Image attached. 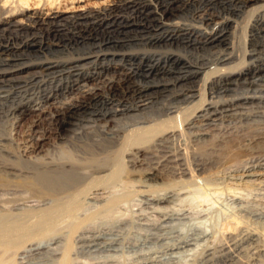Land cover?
Segmentation results:
<instances>
[{"label": "rangeland", "instance_id": "obj_1", "mask_svg": "<svg viewBox=\"0 0 264 264\" xmlns=\"http://www.w3.org/2000/svg\"><path fill=\"white\" fill-rule=\"evenodd\" d=\"M247 1L127 0L118 2L111 11L95 16L89 24L73 27L62 23L58 27H51L50 31H36L35 37L29 31L1 33L0 46L17 49L25 41L31 44L21 50L23 57L18 58L19 61L12 64L13 67L50 62L56 64L57 68L51 73L43 72L36 77L28 76L18 83L5 84L4 89L0 90L17 87L27 89L21 97L26 101L30 97L37 100L61 93L57 101L40 105L46 111L49 109L37 130L38 136L46 137L44 141L49 155L45 160H59L63 158L64 153L61 152H68L76 159L91 154L93 158L100 157L99 161L105 164L115 148L96 145L93 141L100 139L94 133L93 139H80L74 137V132H80L82 127L94 132V126L98 124L105 125L108 130V121L115 118L119 121L115 129L124 141L128 132L126 129L145 127L149 123L151 126L153 122L157 124L172 117L173 114L164 116L165 109L161 112L158 110L164 106L184 111L189 109L193 104L181 97H184L183 94L189 95L193 90L191 87L198 90L203 86L204 73L194 75L198 68L207 70L208 67H214L221 71L224 69L223 72L226 69L227 72L241 70L250 76L264 75V0L246 4ZM73 33L80 37L79 41L70 38ZM169 35L180 38L171 40L167 38ZM20 52L16 54L13 51L11 56L16 57ZM82 57H91L82 63L93 61L89 66L85 64L86 69L79 70L78 73L82 75L94 73L98 69L95 67L106 65H126V68L133 65L134 73L131 70L130 80L124 87L112 92V82L120 81L119 72L98 69V73L95 71L91 77L79 80L72 89L62 93L68 83L77 79L76 72H66L67 62ZM205 85L204 95L208 103L211 97L217 102L219 97L226 100L227 97L230 99L238 95L230 92L228 95H211L207 92L208 83ZM143 97L147 100L144 101ZM80 103L84 104L83 109L76 111L69 120L66 119L63 126L55 127L49 121L50 112ZM141 104L147 109L141 111ZM135 106H139V109ZM224 108L217 105V110L227 109ZM257 109L245 111L246 114L238 111L240 115L223 112L221 117L213 118L214 121L195 122L196 125L183 134L178 133L163 141H158V138L151 141L144 145L145 150L134 155L131 165L134 169L126 165L127 170L133 169L131 172H123L119 181L106 186L101 198L99 196L90 199V202L85 201L84 210L81 208L77 212V218L81 220L99 213L102 216L105 212L100 211L103 210L101 202L105 204L116 200L110 215L115 223L109 222L111 226L108 228H98L105 231L102 233L106 234L107 239L114 237L118 241L115 250L98 252L83 248L77 235L68 237V227L72 222L68 217H63L61 220H66L59 221L57 232L44 240L46 243L58 239L59 243L54 248L57 252L39 256L37 253H23L21 251L31 243L26 241L21 250L11 252L0 247V261L2 264H58L68 238L72 241L69 264H264V179L259 181L256 177H246L248 174H260L264 178V107ZM113 110H117L114 117L111 114ZM187 111L188 116L192 111L191 118L195 109ZM34 115L28 113L20 118L16 126L19 135H29L30 129L34 128ZM129 115L135 117L127 120ZM144 120L149 121L148 124L140 123ZM167 123L169 125L163 127L172 126L171 122ZM59 134L62 137L60 141ZM39 160L42 161H36ZM185 169L194 170L195 173L193 171L192 176H180L181 170ZM148 173L154 175L153 179H149ZM109 187L111 189L106 190ZM18 194V199L23 195L28 196L23 191ZM165 196L171 197V202L153 204V200ZM33 199L36 204L37 199ZM166 213L172 217L170 224L160 223ZM100 214L97 223L106 220ZM35 239L31 240L33 244L39 241V238ZM188 243L191 246L187 247Z\"/></svg>", "mask_w": 264, "mask_h": 264}, {"label": "bare ground", "instance_id": "obj_2", "mask_svg": "<svg viewBox=\"0 0 264 264\" xmlns=\"http://www.w3.org/2000/svg\"><path fill=\"white\" fill-rule=\"evenodd\" d=\"M124 1H127V0H110V1L109 0L108 1L107 0H27V1L26 0H13V2L11 0H0V34L1 33L2 34L12 33V32L16 33L19 31H23V32L29 31V33L31 32L32 35L35 37L36 31H41V30L50 31L51 27H58L62 25V23L71 24L73 25V27L81 25L83 23L89 24L91 23V21L94 19L95 16L108 12V10L111 11L114 5H116L118 2H124ZM253 1L254 0H248L246 4L247 3L249 4L250 2H253ZM128 21L126 24L129 23ZM184 31L186 32L187 30L184 29ZM70 38L78 39L80 37L75 36V33H73L71 34ZM167 38L171 40L179 39L180 36H177V35L170 36L169 35V37ZM79 40L80 39H78V41ZM30 45L31 44L28 41H25L23 42L22 46L21 47L19 46V48L17 49L9 48L7 46L5 47L0 46V89L2 88L4 89L5 84L14 83V82L18 83L19 81H24L28 76L36 77V76L41 75L43 72L51 73L52 71H54L55 68H57L56 64H53L50 62H47V63L43 62L37 65H30L27 63L28 66L21 65V67L19 68L13 67L12 64L17 63L19 61L18 58L21 59L23 57V54H22L23 51L21 50H23V48L29 47ZM13 51L14 53L16 52L18 53L20 51L21 52L16 57H12L11 53L13 54ZM8 52H10V54H8ZM90 58L91 57L74 58L72 60L70 59V61L67 62L68 67L65 68V70H67L66 72L68 74H70L71 72L73 73L76 72L77 79H75L74 81H71V83H68V85L65 86V88H63L62 93H64L65 90L69 91L70 89H72L79 80L81 81L82 79L91 77L95 73V71L97 72L98 69H102V70L107 69V70L119 72L120 74L119 80L121 82L120 81H119L120 83L116 81L112 82V86L110 87V91L112 92L118 91L123 85H125L130 80L132 71L134 70L133 65H129V68H126V65H119V67H115V65L114 66L106 65L107 67L105 66L102 68H99V66H97L95 68H98V69L94 70V73L91 72L85 75L79 74L78 73L79 70L82 71L86 69L87 66H89L88 64L93 63V61L89 63H82L83 61L88 60ZM85 64L87 65L86 67H85ZM219 69L217 70L214 67L213 68L208 67L207 70H204L203 68H198V70H196L198 72H194V75L200 76L201 74L204 73L203 75L205 77L204 84L208 83L207 89L209 91L207 92L209 94L212 95L213 93H217L218 95L221 93H227L228 95V93L230 92L232 93V95H235L236 93H238V95H236L235 97L231 96L230 99H227L229 98L227 97L226 100H221V97H219V101L217 102H215V100H212L213 97H211L210 98L211 101L208 103V101L206 102L205 95H204L206 91L205 89L206 85L204 86L203 84L202 86L203 88L198 87L200 88L198 90L195 87H191L193 88V90L190 92V94L189 95L186 94L187 96L183 94L184 97H181L184 99L185 102L193 104L192 107H190L189 109L186 108V110L184 111L178 108L164 106L162 109H158V110L161 112L163 109H165L164 112L166 114H164V116H168V115L172 116L171 114H173L172 117L160 123L157 122V124L153 122L152 123L153 125L151 126L149 123V125L145 127H139L136 129L131 128L130 130L126 129V131L128 132L127 134L125 133L126 136H125L124 141L118 135V130L115 129L118 126L116 124H118L119 122V121H116L115 118H113L114 116H116L117 110L111 111V114L113 116L111 117L113 119L112 120L110 119L108 121V124H110L108 125L109 126L108 130L105 128V125L100 126L98 124L95 126L93 125L94 127H96L94 132L93 131L91 132L90 129L89 131H87V128H83V127L81 128L80 132L78 133L74 132V137L80 138V139L84 137H90V139H93V137L95 136H93L92 133H94L95 135H98L100 139V140L95 139L93 141L96 145H102L104 147H107V149L115 148L114 151L112 150L111 155H109V159H107V162L105 164H102L103 161L101 160L99 161L100 157L99 158L97 157L98 159H96V158H93L94 156L92 157L91 154L86 155L84 157H78V159H76V156L74 157L72 154L68 152H61L64 154H63V158L59 160H53L54 158L53 159L51 158L52 160H45L47 156L49 155L48 154L49 151L47 150V145L44 141L45 140L44 138L46 137L44 136L45 134L43 135L44 137H42L41 135L38 136L37 130H39L38 128L43 124L42 119L45 116V114L49 112V109L48 111H46V109L45 108L42 109L40 105L42 106V104L44 105L45 103L48 104L51 101H57L61 93L57 95L48 96V97L46 96L44 98H39L37 100L35 99V97H30L26 101V99L21 98V97H23L22 94H24L27 91V89H20L19 87H17V88H12L7 91L0 90V247L4 248L5 250H10V251L11 250L12 251L21 250V248L24 247L23 246L24 242L28 241L29 243L30 241L31 243L29 244V247L28 248L25 247L24 250H22L21 252L27 253V254L37 253L38 256L39 254H50L52 251L57 252L56 250H54V248L59 243L58 239L54 238V239H51L50 241H47L46 243L44 242V240H46L47 238H50L49 235H52L56 231L57 225L63 217L65 218L68 217V219H71V222H72L70 227H68L69 228L68 237L70 238L71 235H74V236L77 235V238H79V240L82 242L83 248L87 249L88 251L98 250V252L99 250L100 251L101 250L102 251L103 250L104 251L115 250L118 245V241L116 239H113L114 237L112 238L109 237L111 239H107L106 234L102 233L104 230L102 229L101 231L98 228L102 226H107L108 228L111 226L109 222L115 223L110 215H111L114 205H116V200H110L109 202L107 201V203L105 204L104 202L103 203L101 202V204H103L102 206L101 204H99L103 208V210L100 209V211L105 212L102 216L105 217L106 220L102 222L100 221L98 223L97 221L99 220L98 217H99L100 211H98L99 214H95L94 216L89 217L86 220L78 219L80 217L77 218V212H80L81 211L80 209L85 206L84 205L85 201L89 200L90 202V199H94L99 196L101 198V195L103 194L106 186H109L112 183L119 181L120 176L123 172L125 171L127 173L131 172V170L134 169V167L131 166L134 155L139 153L143 149L145 150L144 145L151 143V141H156L157 138L159 139L158 141H163V140L168 139L169 137H173L177 135L178 133L183 134L185 130H188L194 127V125H196L195 122L200 123L201 121L202 122L214 121L213 118H216V117L219 118V116L223 112H226V113L235 112L233 114L237 115L239 114L238 111H243L244 114H246L250 110L252 111L254 108L261 109L264 107V75L257 76L256 74V75L250 76L248 73L242 72L241 70L238 72H231L228 70L227 72V69H226V71L223 72L224 69L222 71ZM127 71H131V72H127ZM219 71H221L222 73H220ZM100 74L101 72L99 73V75ZM240 91L242 93H240ZM144 98L145 97H143V100ZM180 100L182 101V99ZM216 104L217 105L220 104L221 109H223L224 107L227 109L224 108L225 110H217ZM83 105H84L83 103H80L79 105H73L67 109L54 110L52 113L50 112L49 121L55 127L63 126L64 121L66 119L69 120L76 111L83 109L82 108ZM139 106L143 107L141 111L147 109L146 108L147 106L145 107L142 104ZM139 106H135V108L137 109ZM49 108H51V106ZM190 109H195V112L193 111L194 114H192L193 116L191 118L189 117L192 112V111L190 112ZM124 110L125 112L127 111L126 109ZM187 110H189L190 112L189 116H188ZM28 113L35 114L33 116L34 128L30 129L29 135L22 136V135H19L18 132H16L17 130L16 126L19 123L20 118H22V116ZM126 115H128V113H126ZM142 116L140 115V117ZM132 117L133 115L131 116L129 115L127 118L126 117L125 118L129 120ZM221 120L223 121V119ZM148 122L149 121L144 120L143 122H140V123L144 125V124H148ZM167 122H171L172 126H170L169 128L163 127L166 124L169 125ZM120 123H121L120 125H122V122ZM130 125H132L131 122H130ZM254 126H255V123H254ZM58 137L60 141L62 139V137H60V134ZM100 142L102 143L99 144ZM38 159H42V161L40 160H39L40 162L36 161ZM126 165H128V167H132L133 169L127 170ZM134 165L136 166V164ZM188 169L192 170L190 167H188ZM190 170H186V169L181 170L180 174L182 175L178 173L177 174L180 176H183L185 174L186 175L190 174L192 176L191 172L193 173L194 170L193 171H190ZM195 175H193V177ZM147 176L149 177V179H153L154 175L151 173H148ZM246 177L248 178L256 177V179L258 178L259 181L260 179H264L263 175H260V174L259 175H256V174L249 175L248 174L246 175ZM110 189L111 187H109V189H106V190H110ZM20 190L25 192V194L28 193V196L24 197L23 195L22 197L18 199L17 196L19 195L18 193L21 192ZM33 198L37 199L36 204H34ZM104 198L106 200V197ZM94 201L92 202L95 204V202L99 200H96L95 202ZM166 202L168 203L171 202V197L165 196L163 198L161 197V198L153 200V204L155 203L156 205L166 203ZM97 205L98 204H96V206ZM102 216L100 214V217ZM63 220H61V222ZM160 220H161L160 223L162 224L167 223V222L169 223L172 220V217L166 213L162 216ZM35 238H39V241H37L38 243L33 244L32 242L34 240L35 241L37 240ZM70 241L71 240L70 239L68 240V238L65 241L64 248L63 250H61L62 251L61 257H60L61 260L59 261L58 264H69L68 256H69V252L71 251V242H72ZM186 246L189 247L191 246V244L188 243L186 244ZM94 253L95 252H93V254ZM29 257L30 256H28V258ZM32 261L33 260H31V262ZM2 263L3 262L0 261V264ZM32 264H43V262L42 263H32Z\"/></svg>", "mask_w": 264, "mask_h": 264}]
</instances>
